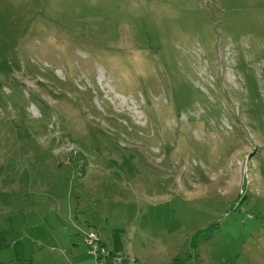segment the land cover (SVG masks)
<instances>
[{"label":"rangeland","instance_id":"rangeland-1","mask_svg":"<svg viewBox=\"0 0 264 264\" xmlns=\"http://www.w3.org/2000/svg\"><path fill=\"white\" fill-rule=\"evenodd\" d=\"M88 216L264 264V0H0V264Z\"/></svg>","mask_w":264,"mask_h":264},{"label":"crops","instance_id":"crops-1","mask_svg":"<svg viewBox=\"0 0 264 264\" xmlns=\"http://www.w3.org/2000/svg\"><path fill=\"white\" fill-rule=\"evenodd\" d=\"M69 217V216H68ZM87 219L85 227L81 228L79 220L72 222L77 232L65 229L61 235H51V239L40 244V249L35 251L33 264H93V258L88 254L81 230L84 232H98L101 240L106 247L111 250H126L133 255L141 264H165L164 260L159 261L163 254L150 247V238L156 240L155 232L151 233L147 226L132 230L126 243H123L122 236L124 231L120 232V223L116 220H110L108 217H85ZM136 219L134 220V222ZM81 234V236H80ZM147 234V235H145ZM145 241L143 249L133 247L131 240L140 238ZM36 257V262H35Z\"/></svg>","mask_w":264,"mask_h":264},{"label":"built area","instance_id":"built-area-1","mask_svg":"<svg viewBox=\"0 0 264 264\" xmlns=\"http://www.w3.org/2000/svg\"><path fill=\"white\" fill-rule=\"evenodd\" d=\"M84 242L93 264H139L138 260L124 250L106 247L98 232H84Z\"/></svg>","mask_w":264,"mask_h":264},{"label":"trees","instance_id":"trees-1","mask_svg":"<svg viewBox=\"0 0 264 264\" xmlns=\"http://www.w3.org/2000/svg\"><path fill=\"white\" fill-rule=\"evenodd\" d=\"M104 244V243H103ZM115 251H117V250H115ZM124 251H126V250H124ZM127 252V251H126ZM128 253V252H127ZM130 254V253H129ZM131 255V254H130ZM133 256V255H132ZM139 262V261H138ZM139 264H141L140 262H139Z\"/></svg>","mask_w":264,"mask_h":264}]
</instances>
